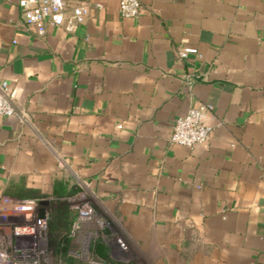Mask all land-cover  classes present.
Wrapping results in <instances>:
<instances>
[{
    "label": "crops",
    "instance_id": "crops-1",
    "mask_svg": "<svg viewBox=\"0 0 264 264\" xmlns=\"http://www.w3.org/2000/svg\"><path fill=\"white\" fill-rule=\"evenodd\" d=\"M85 1L72 31L39 33L0 0V82L24 112L0 116V195L76 185L108 223L76 239L112 260L264 264V0H139L133 17ZM201 102L208 141L170 142Z\"/></svg>",
    "mask_w": 264,
    "mask_h": 264
},
{
    "label": "built area",
    "instance_id": "built-area-1",
    "mask_svg": "<svg viewBox=\"0 0 264 264\" xmlns=\"http://www.w3.org/2000/svg\"><path fill=\"white\" fill-rule=\"evenodd\" d=\"M17 4L25 23L38 25L39 33L43 32L45 23L61 25L65 30L72 31L84 20L86 12L85 0L70 4L66 0H17ZM94 5L98 7L100 3ZM117 8L120 15L133 17L140 11V2L117 0ZM188 54H198L197 49L186 45L177 49L180 58ZM211 109L212 105L208 102L187 108L183 114L173 119L168 140L187 146L208 141L212 126L206 121V117ZM11 114L23 117L24 112L17 111L7 90L6 81H1L0 116ZM41 206L33 197L0 195V264H49L45 238L48 212L44 205L43 216H40L38 209ZM89 222L94 225L100 223L99 219L94 217L91 206L86 202L76 205L70 234L77 233L80 225H89ZM77 240L81 254L86 255L89 264H97L89 257V230L84 231ZM122 262L135 264L128 258L122 259Z\"/></svg>",
    "mask_w": 264,
    "mask_h": 264
},
{
    "label": "trees",
    "instance_id": "trees-1",
    "mask_svg": "<svg viewBox=\"0 0 264 264\" xmlns=\"http://www.w3.org/2000/svg\"><path fill=\"white\" fill-rule=\"evenodd\" d=\"M77 191L78 187L76 185L73 184L67 188L61 180L55 179L50 193L35 188H29L24 195L16 196L33 197L38 201L41 199H47L48 202L45 204L48 212L45 228L47 253L49 258L50 254H53V256L58 259V264H79L74 256L70 254V251L76 250L75 248L77 244L73 235L70 234L71 223L75 215L71 213L68 204V198ZM94 241H91L90 243V251ZM91 257L93 259L94 255L92 254ZM97 261L101 262L98 264H125V262L122 261L115 262L109 257H106L103 262L101 260Z\"/></svg>",
    "mask_w": 264,
    "mask_h": 264
},
{
    "label": "rangeland",
    "instance_id": "rangeland-1",
    "mask_svg": "<svg viewBox=\"0 0 264 264\" xmlns=\"http://www.w3.org/2000/svg\"><path fill=\"white\" fill-rule=\"evenodd\" d=\"M82 202H86L89 204V196L87 195V193L82 190V191H77L75 192L72 196H70L68 198V204L69 207L71 209V213H73L74 215H76V205H79ZM93 215L96 219H99L100 223L95 225V237H102V238H106L104 236L105 232L104 229L108 227V223L106 218L101 215L100 213L94 212L93 211ZM82 235V234H81ZM73 237L76 241V250L75 251H70V254L74 256L75 260L79 263V264H89L88 259H86V255L85 254H81V251L79 249L80 247V243L79 241L76 239V232H74ZM113 256L115 257L113 259V261L115 262H120L122 261V259L127 257L126 253H120L118 251H113ZM59 261L58 259L53 256V254H50V258H49V264H58ZM110 264V263H109Z\"/></svg>",
    "mask_w": 264,
    "mask_h": 264
},
{
    "label": "water",
    "instance_id": "water-1",
    "mask_svg": "<svg viewBox=\"0 0 264 264\" xmlns=\"http://www.w3.org/2000/svg\"><path fill=\"white\" fill-rule=\"evenodd\" d=\"M47 202H48L47 199H41L39 201V203L42 205L38 209L40 216H43L44 205L47 204ZM93 251L97 255L98 258H100L101 260H105L106 254L108 252V247L103 242L97 241V242L94 243Z\"/></svg>",
    "mask_w": 264,
    "mask_h": 264
}]
</instances>
